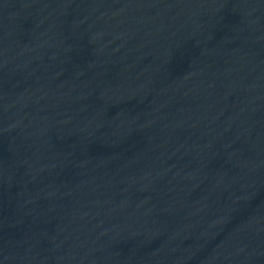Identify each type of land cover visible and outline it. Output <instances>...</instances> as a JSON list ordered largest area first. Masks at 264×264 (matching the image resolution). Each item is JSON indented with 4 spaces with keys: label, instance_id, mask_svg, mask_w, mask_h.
I'll use <instances>...</instances> for the list:
<instances>
[{
    "label": "water",
    "instance_id": "95a60500",
    "mask_svg": "<svg viewBox=\"0 0 264 264\" xmlns=\"http://www.w3.org/2000/svg\"><path fill=\"white\" fill-rule=\"evenodd\" d=\"M0 264H264V0H0Z\"/></svg>",
    "mask_w": 264,
    "mask_h": 264
}]
</instances>
